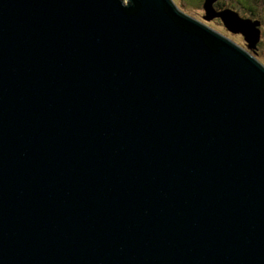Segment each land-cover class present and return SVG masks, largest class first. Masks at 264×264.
Masks as SVG:
<instances>
[{
	"label": "water",
	"instance_id": "water-1",
	"mask_svg": "<svg viewBox=\"0 0 264 264\" xmlns=\"http://www.w3.org/2000/svg\"><path fill=\"white\" fill-rule=\"evenodd\" d=\"M171 0H0V264H264L256 19Z\"/></svg>",
	"mask_w": 264,
	"mask_h": 264
},
{
	"label": "rangeland",
	"instance_id": "rangeland-1",
	"mask_svg": "<svg viewBox=\"0 0 264 264\" xmlns=\"http://www.w3.org/2000/svg\"><path fill=\"white\" fill-rule=\"evenodd\" d=\"M124 1V0H123ZM179 4L183 7V9L188 12L190 16L194 18H202L203 10L198 9L197 0H177ZM224 2L230 3V0H223ZM239 1V0H232ZM236 12L240 15L243 13L244 18L256 19L260 22L259 24V40L256 44L254 50L248 51L254 58H257L262 65H264V0H243V9L240 6L234 7ZM206 26L210 27L211 29L215 30L216 32L220 33L221 35L225 36L226 38L230 39L233 43L237 44V46L245 49V43L241 36L233 35L228 33L221 24L212 23L206 24ZM255 54H253V53Z\"/></svg>",
	"mask_w": 264,
	"mask_h": 264
},
{
	"label": "flooded vegetation",
	"instance_id": "flooded-vegetation-1",
	"mask_svg": "<svg viewBox=\"0 0 264 264\" xmlns=\"http://www.w3.org/2000/svg\"><path fill=\"white\" fill-rule=\"evenodd\" d=\"M174 5L176 6L177 9H179L181 12L187 14L188 12H186L183 7L181 6V4H179V2L177 0H171ZM232 0H230V3L228 2H224L223 0H214L213 3H212V7L214 9L215 12H220V11H223L225 9L227 10H230L232 12H235L240 18H244L243 17V13H241L240 11V15L236 12V9L234 7L236 6H240L241 9H243V0H239V1H233L231 2ZM197 3H198V9L200 7V9H202V3H203V0H197ZM189 15V14H187ZM190 16V15H189ZM192 17V16H191ZM194 18V17H193ZM196 19V18H195ZM196 20L202 22L203 24L206 23V24H212V23H217V24H221L220 20L218 18H213L211 21H204L201 17L200 18H197ZM222 25V24H221ZM229 33V32H228ZM231 34V33H230ZM233 35H237V34H233ZM253 53V52H252ZM255 55V54H254Z\"/></svg>",
	"mask_w": 264,
	"mask_h": 264
},
{
	"label": "trees",
	"instance_id": "trees-1",
	"mask_svg": "<svg viewBox=\"0 0 264 264\" xmlns=\"http://www.w3.org/2000/svg\"><path fill=\"white\" fill-rule=\"evenodd\" d=\"M254 54V53H253ZM257 59V58H256ZM258 60V59H257Z\"/></svg>",
	"mask_w": 264,
	"mask_h": 264
}]
</instances>
